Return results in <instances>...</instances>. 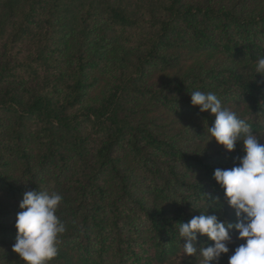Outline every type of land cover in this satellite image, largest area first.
Segmentation results:
<instances>
[{"label": "trees", "instance_id": "16d2710c", "mask_svg": "<svg viewBox=\"0 0 264 264\" xmlns=\"http://www.w3.org/2000/svg\"><path fill=\"white\" fill-rule=\"evenodd\" d=\"M261 56L264 0H0V264H25L12 244L32 189L63 197L49 264H180V221H234L213 172L238 163L241 142L208 140L214 117L190 92H214L264 144ZM206 197L219 206L196 208ZM232 235L219 264L243 242Z\"/></svg>", "mask_w": 264, "mask_h": 264}, {"label": "clouds", "instance_id": "9594fccd", "mask_svg": "<svg viewBox=\"0 0 264 264\" xmlns=\"http://www.w3.org/2000/svg\"><path fill=\"white\" fill-rule=\"evenodd\" d=\"M264 78V56L254 65V74ZM190 103L199 106V111H208L213 124L207 127L210 139L232 151L241 142L242 156L236 158L231 168H217L213 178L223 189L224 198L234 210V221L220 220L214 214L193 216L188 222L180 221L178 238L183 239L184 256L201 257V264H219L221 257L230 252L233 233L237 244L228 256L227 264H264V144L261 137L253 134L250 125L226 107L214 92L195 90L190 92ZM207 140V141H208ZM63 197L58 192L25 191L18 204L14 228L16 230L12 251L17 253L25 264H49L58 254L60 237L65 233L64 223L57 210ZM207 197L196 208L206 209L219 206L206 203ZM197 234L205 236L211 244L196 245Z\"/></svg>", "mask_w": 264, "mask_h": 264}, {"label": "rangeland", "instance_id": "374dc122", "mask_svg": "<svg viewBox=\"0 0 264 264\" xmlns=\"http://www.w3.org/2000/svg\"><path fill=\"white\" fill-rule=\"evenodd\" d=\"M109 48L112 49L113 51V57L115 59H120L122 58V56L124 55V53H126L127 51L124 50L121 46H119L118 44L116 43H111ZM219 58V54L218 53H213V54H210V55H200V56H196V57H189V61L190 62H193L195 63L196 61H200L202 62V64H206L208 67L209 66H212L213 63L215 61H217ZM104 82L102 81L101 83L98 84V86L96 87V89L93 91L92 93V96L91 97H94V96H99L101 95L103 92H104ZM160 113H158L159 115ZM166 116V121L167 122H170V121H176L177 118L174 117V116H171L169 114H165Z\"/></svg>", "mask_w": 264, "mask_h": 264}]
</instances>
